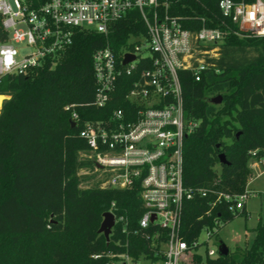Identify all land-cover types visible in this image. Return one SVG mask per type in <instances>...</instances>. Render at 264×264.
I'll return each mask as SVG.
<instances>
[{
    "label": "trees",
    "instance_id": "16d2710c",
    "mask_svg": "<svg viewBox=\"0 0 264 264\" xmlns=\"http://www.w3.org/2000/svg\"><path fill=\"white\" fill-rule=\"evenodd\" d=\"M218 2L168 0L169 15L186 29L206 26L224 34L200 82L188 71L179 73L185 115L198 122L184 141V186L209 192L184 202L182 235L189 243L203 232L217 238L220 226L237 217L223 205L211 208L216 193L245 192L251 153L264 155V37H239L238 27L221 16ZM138 31L144 29L137 15L118 23L108 38L76 31L72 45L57 59L1 79L0 95L8 99L0 110V264H105L108 259L91 256L126 251V241L135 258L152 256L149 241L123 235L120 225L109 241L99 233L110 210L125 218L130 231L137 227L143 214L139 188L103 189L100 182L82 188L86 177L80 171L93 165L79 159L88 149L79 137L83 124L127 109L125 95L133 80L122 78L109 105L96 109L91 105L93 55L107 43L119 49ZM218 96L221 103L213 104ZM73 112L79 115L75 127L70 124ZM220 155L227 165H220ZM254 232L250 248L208 258L205 264H264V222ZM199 262V257L192 261Z\"/></svg>",
    "mask_w": 264,
    "mask_h": 264
},
{
    "label": "built area",
    "instance_id": "2783aa9c",
    "mask_svg": "<svg viewBox=\"0 0 264 264\" xmlns=\"http://www.w3.org/2000/svg\"><path fill=\"white\" fill-rule=\"evenodd\" d=\"M168 9V0H0V81L57 59L72 45L76 31L108 38L118 23L134 15L143 25L144 31L131 34L125 45L116 49L107 43L92 59L96 88L91 105L106 108L127 77L133 79L125 95L128 108L112 110L106 120L85 122L79 133L88 147L80 156L100 175V188H139L143 214L134 230L124 217L109 212L114 228L120 225L127 237L140 235L152 251L151 257L135 258L126 241V251L91 256L108 259L105 264H193L207 244L199 237L189 243L182 235L184 202L209 192L184 186V141L198 122L185 115L179 73L188 71L200 82L210 59L218 56L224 34L206 26L186 29ZM218 10L238 27L239 37H264V0H219ZM21 44L32 52L19 60L16 46ZM126 55L135 60L124 65ZM71 122L77 126V113ZM249 166L257 177L264 175V155L252 152ZM251 181L241 194L216 193L211 208L220 204L242 215L253 195ZM215 255L206 250L205 262Z\"/></svg>",
    "mask_w": 264,
    "mask_h": 264
},
{
    "label": "rangeland",
    "instance_id": "374dc122",
    "mask_svg": "<svg viewBox=\"0 0 264 264\" xmlns=\"http://www.w3.org/2000/svg\"><path fill=\"white\" fill-rule=\"evenodd\" d=\"M16 48L18 50L17 58L19 60L26 54L32 52V49L24 44L17 45ZM79 159L83 160L80 154ZM80 175L86 177L84 183L81 184L82 188L95 187L100 181V175L94 173L91 168L82 169ZM250 178L252 181L248 188L253 195L247 201L246 214L236 217L227 225H221L217 238L207 239L206 232H203L199 237L200 243L207 241V244L200 249L202 255L200 258L201 264H205L207 258L206 250H213L216 253L215 259L220 255L222 247H225L233 253L238 248L243 250L244 248H250L252 246L255 239L254 229L260 221L264 222V175L257 177L256 173L252 172Z\"/></svg>",
    "mask_w": 264,
    "mask_h": 264
},
{
    "label": "water",
    "instance_id": "95a60500",
    "mask_svg": "<svg viewBox=\"0 0 264 264\" xmlns=\"http://www.w3.org/2000/svg\"><path fill=\"white\" fill-rule=\"evenodd\" d=\"M135 60V57L132 55H126L123 64L126 65L127 63L131 62ZM0 98L2 99L0 101V110L2 109L3 103L5 100H7L6 96L4 95H0ZM222 101L221 96L215 97L214 99H212V103L213 104H220ZM71 127H75V123L71 122ZM219 163L220 165H227V161L224 155H220L219 156ZM115 222H114V215L110 212H107L103 215V221L101 223L100 229H99V233L103 234V236L105 237L106 241H109L110 235L112 233V229L114 228ZM228 254V249H226L225 247H222V251L220 253V255H227Z\"/></svg>",
    "mask_w": 264,
    "mask_h": 264
},
{
    "label": "bare ground",
    "instance_id": "6f19581e",
    "mask_svg": "<svg viewBox=\"0 0 264 264\" xmlns=\"http://www.w3.org/2000/svg\"><path fill=\"white\" fill-rule=\"evenodd\" d=\"M2 99L0 98V101H1Z\"/></svg>",
    "mask_w": 264,
    "mask_h": 264
}]
</instances>
